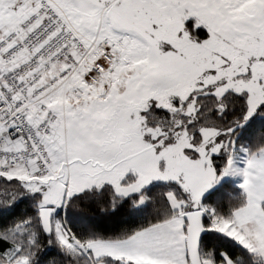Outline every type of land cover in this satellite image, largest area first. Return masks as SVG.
<instances>
[{"label": "snow or ice", "instance_id": "snow-or-ice-1", "mask_svg": "<svg viewBox=\"0 0 264 264\" xmlns=\"http://www.w3.org/2000/svg\"><path fill=\"white\" fill-rule=\"evenodd\" d=\"M0 264H264V0H0Z\"/></svg>", "mask_w": 264, "mask_h": 264}]
</instances>
